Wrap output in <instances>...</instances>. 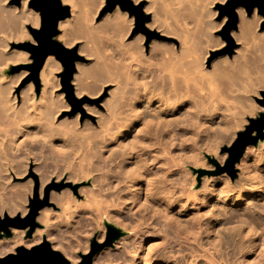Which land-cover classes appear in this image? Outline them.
Listing matches in <instances>:
<instances>
[{
    "label": "bare ground",
    "instance_id": "obj_1",
    "mask_svg": "<svg viewBox=\"0 0 264 264\" xmlns=\"http://www.w3.org/2000/svg\"><path fill=\"white\" fill-rule=\"evenodd\" d=\"M61 1L72 4V7L70 17L59 22L62 29L59 39L72 42L76 37L71 33L72 26L83 18L78 36L84 42L79 52H87L95 59L91 66L76 63L72 78L76 93L97 94L109 81L114 82L115 86L110 99L106 101L108 109L101 114L97 126L87 122L84 127H79L68 119L55 120L54 106L59 96L55 93L58 81L55 80L57 60L54 55L46 58L39 72L42 82L39 99L33 83L23 92L21 106L16 107V102L9 104L15 97L12 99L8 96V99L1 96L0 213L5 209L13 216L18 211L22 216L28 213L26 202L32 194L35 179L30 177L26 182L15 183L13 180L31 173V156L37 160L38 155L42 154L40 160L45 163L46 159H51L54 166L62 160L60 163H66L70 170L68 179L73 182L88 181L90 187L84 186L86 190L80 187L82 191L79 193L84 195L83 199L70 189L51 191L50 201L60 212L50 207L43 208L37 217L43 228L35 230L31 236L27 235L26 230L12 229L11 236L4 235L0 240V257L15 252L17 247L30 248L48 240L53 241L54 249L59 248L64 252L71 264H79L81 253H89L90 237L95 231L101 230L97 239L103 241L107 227L114 226L120 234L114 244L116 248L107 247L96 253L93 264H264L263 139L260 141L263 143L262 150L258 146L261 151L253 146L245 149L237 164L240 169L237 180L233 181L227 172H223L219 179L210 180L202 194L187 190L194 183L184 176L179 177L184 173L182 167L171 172L172 165L178 166L185 157L179 153V148L187 141L191 142L187 147L190 148V158L198 166L201 161L199 150L216 155L219 147L231 140L230 131L239 122L234 120L236 112L231 106L218 108L211 103L204 106L202 100L205 98L202 97L199 105L196 104L198 107L201 105L199 111L203 115L198 110L191 118L184 114L187 106L185 96L195 91L189 81L200 78L198 73L204 77L211 69L194 68L198 75L192 70L193 74L189 73L190 77L194 75L192 78L185 70H171L168 62L176 61L182 55L175 48H168L165 42L154 41L150 56H147L141 44L143 36L128 40L133 17L120 6L107 13L99 23L94 21L96 9L90 18H85L83 10L87 5L83 0ZM138 1L135 0L136 3ZM151 1L145 10L153 9L154 18L157 8ZM29 2L22 0L21 6L9 7L0 4V71H6L8 60H28V54L20 50L8 52L7 47L11 41L30 38L27 26H39V14L28 7ZM237 12L239 31L235 35L241 40H251L260 50L264 46V32L257 37L253 22L245 17L243 8H238ZM158 23L161 21L153 19L148 26L153 27ZM100 33H104L107 39ZM107 34H110L109 38ZM237 51L231 60L225 59L213 64V67L226 70L231 66L243 72L241 76L229 78L227 88L231 93L233 83L240 81L242 85L239 88L237 85L233 87L245 94L252 84L244 76L247 65L244 54ZM254 59L253 62L256 61ZM157 60L168 61L166 63L170 68L166 66L164 70L162 65L165 66V62H160L161 67L158 65L157 68L159 70L160 67L162 71L153 72L149 66L157 65ZM143 64L145 66H141ZM260 78L259 86L261 79H264ZM97 82H102L101 86ZM196 84L199 85L198 82ZM239 97L244 111L251 112V107H246L244 103L245 97L241 94ZM89 108L94 110L91 106ZM217 119H220L218 123ZM44 149L48 154L44 153ZM72 158L77 162L73 163ZM44 163L37 168L41 173L40 195L54 173L57 178L64 174L56 170L60 167L52 171V164ZM61 217L62 220H59ZM61 226L66 227V234L70 236L67 238L65 234L63 241L57 235V229Z\"/></svg>",
    "mask_w": 264,
    "mask_h": 264
},
{
    "label": "rangeland",
    "instance_id": "obj_2",
    "mask_svg": "<svg viewBox=\"0 0 264 264\" xmlns=\"http://www.w3.org/2000/svg\"><path fill=\"white\" fill-rule=\"evenodd\" d=\"M150 1L151 0H139L136 3L135 0H131L135 9H133L131 11L125 10V11H127L128 15L130 17H133L131 30L127 36L128 40H134V39L138 38V35H139V37L143 36V42L141 44H142L143 51L147 56H150L149 54H150V51L152 48V44L155 43L154 41L165 42L166 44L165 43L164 44L168 45L167 46L168 48L173 47L178 52H181L182 56L180 57V59L177 58L178 62H176L177 59H176V61L174 60L175 62L174 61L168 62V61H163V60L162 61L157 60L156 63L158 61H159V63H157V65H155L156 69H154L155 66H153V67L149 66L150 68H153V70H154L153 72L157 71L158 70L157 66L162 65L164 62H165L164 63L165 66L162 65L165 68L164 70H166V68H167L166 66L169 65L168 63H170L171 70H174V71H175V69H179V70H183V71L185 70L186 74L189 77H190V74H193V72L196 73L195 69H197V67H198V69H204V70H207L208 68H210L211 72L209 74L208 73L205 74L204 77L203 76L201 77V75H202L201 73H198L199 75L196 73L198 76H200L201 80L197 81L198 79H200L199 77L195 80H191L194 82L197 81L199 83V85L196 84L197 82H195V85H194V82L189 81V84L191 83L190 86L192 85L191 86L192 90H195V91L188 92V94L185 96L184 101L187 104V106H185L186 108L184 109V114L190 115L189 117L191 118L193 114L197 113L196 112L197 110H198V112H200L199 110L201 108V105L198 107V105H199L198 102H200L201 99L205 98L206 100L205 99L202 100L204 102V106H206V104L209 105L210 103L215 104V106L218 108H220V107L225 108L226 106H231L234 109V112H236L235 113L236 116H234V120H236V122L239 121L238 123L241 126V127H239V125H237L238 123H236L234 121L238 127H235L236 125L233 126L234 129L232 128L230 131L231 135H232L231 140L227 144L223 143L219 147L220 149H218L216 155L208 154L202 150H199L200 151L199 157L201 156L200 157L201 161H200L198 166H195L194 164L196 162L193 163L192 159L190 158V156H191L190 148L187 149L188 145L191 144L190 141H187L185 143V145H183L179 148V153L182 154L183 157L184 156L185 157L182 158L183 159L181 161L182 164L180 162L178 165V166H180V165H182V166H180V167L176 166L175 167L172 165L173 169L171 167V172L175 171L176 169L181 170L183 168L182 172H184V173L179 177L184 176V178L187 179V181L194 183L193 186H191V187L188 186L187 190L189 189L190 191H194V192L196 191L198 194H202V193H204L203 191L206 190L207 186H209V184L211 182L210 180H213V179L217 180L220 178V176L222 175L223 172H226V171H222V170L227 165V162L229 160V153L224 151V147H229L232 145V143L237 138V133L240 131H243L245 129L246 125L249 124V122H248L249 118H257V117H259L260 113L264 112L263 107H261L255 100V97H260L259 93L261 90L264 89V79H261V78H264V65H263L264 64V46H262L260 48V50H257V48L251 43L252 42L251 40H246V41L244 39L241 40L239 36H236L235 34H238V31H239V24H238V28L231 32V37H232L233 42H234V46L232 48V55H229L227 53V49L229 48V43L221 36V31H222L224 25L226 24L228 18L226 16L221 18L220 13H219V9H218V4L224 3L222 1L213 2L212 0H152L151 2L155 3V5H154L155 9L157 8V14L154 16V18H153V15L155 14V12L153 11V9L145 10L146 6H148ZM0 2H2L0 4H2V5L4 4L3 6H6V7L18 6V5L13 3V0H8V1L7 0L6 1L0 0ZM4 2H7V3H4ZM88 2H90V3L88 4ZM83 3H85V5L88 6V7L85 6L86 9L83 10L84 14H86V16L83 14L85 16V18L86 17L90 18V15H93L94 14L93 12L97 11V15H95V18H94L95 22L101 23L104 20L107 13H110V12H104L105 7L107 6V0H92V1L91 0H88V1L83 0ZM96 3L98 4V6ZM63 4L68 5L70 8L72 7V4H70V3H63ZM19 6H21V4ZM117 7H119V5H117ZM138 7H141L143 16L149 17V19L144 21L143 27L140 26V24H139V22L141 20H144V18H141L140 16H138V10H137ZM32 10H34V9H32ZM77 10H78V8H77ZM243 10H244L245 17L250 18L249 20H251L253 22L252 25H253V28L255 30L256 36L258 37V36H260V34H263L264 30L261 28V25L264 21V18L262 17V15H260L258 13V11L256 10L255 15L253 13L251 16H248L245 9H243ZM81 11L82 10L80 8V12ZM85 11H87V12L85 13ZM260 17L262 18V20L260 19ZM81 19H83V18H81ZM81 19H79L78 22H74V24H73L74 27L72 26L73 29L71 30V33L76 36L72 42H67V40L63 41V40L59 39L58 36L62 33V29H60L59 27H58L59 34L55 37V39L59 43H61L65 48H67L68 50H76V54L80 57V59L75 61V71H76V63L77 62H80L84 66L85 65L91 66L95 61L94 57L90 56L87 52H84V51L82 53L79 52L80 47H81L82 43L84 42V39L81 38L80 36H78L79 35V28H80L79 24H80ZM153 19H156L159 22L161 21V23H158V25H155L153 27L148 26V24L151 23L153 21ZM251 21H250V23H252ZM159 25H160V27H159ZM29 26H31V25H29ZM29 26H27L29 37H30L29 39L20 40V41H11L7 47L8 52H11L13 50H20L21 52L28 54V58H27L28 60H25V61L8 60L7 61L8 67H7L6 71H4V72L0 71V93H1L0 98H1V96H2V98L3 97L8 98V96H9L12 99H14V97H15L16 101L12 100V102H9V104L12 105L14 102H16L15 103L16 107L21 106V104H22L21 101L23 99L22 97L24 96L23 92L27 90L28 86L31 83H33V85H34V90H35V93L38 95L37 96L38 99L40 98L39 96L41 94V88H42V82H41L40 76L38 78V83H36V81L31 77L30 66L33 65V63H34L32 54L30 52L23 50V49L18 47L19 44H23L26 42L36 44L35 40L33 39L32 34L29 31V28H28ZM39 26H40V15H39ZM31 27H33V26H31ZM38 27H34V28H38ZM174 28H175V30H174ZM104 33H100L99 35L102 36V34H103V37H104L105 34L108 32H106L105 34ZM109 37H110V34L108 35V38ZM106 39H107V36H105V40ZM90 44H92V43H90ZM180 50H182V51H180ZM237 50H239L240 53L244 54V59L246 60V64H247L245 72H244V76H247L248 80L246 79V81L247 82L250 81L251 82L250 84L253 85V86L250 85L251 88H249V90H248L249 92H247L245 94L242 92L240 93V91H237L238 89L236 87L239 88V86L242 85V84H240V81H236L239 83H236V82L233 83L232 82L234 85H232V87H231V91H230L231 93H229L228 88H227L228 87L227 85L230 82L231 77H235V76L238 77L239 75L241 76L243 74V72H239V70L237 71L233 68H230L231 66L226 70H222V68L219 70L216 67H213V64H215V63L218 64L219 62L225 61V59L227 61L231 60L234 57V55L237 54V52H238ZM191 54L193 57L191 56ZM189 56H190V58H189ZM168 57L169 56L167 55V57L165 59L167 60ZM253 59H254V61L255 60L256 61L253 62ZM56 60H57V65L55 66L54 70H55V78H56L55 80L58 81V87L55 88V93H56V96H59V98L57 97L58 102L56 101L55 102L56 106H54V108L56 109V110L54 109V111L57 113V114L55 113L56 116L54 115L55 120L68 119L72 122L77 123V125L79 127L80 126L84 127L87 122H90V124H92V126H97L98 120H99V118H101V114H104L106 112V109H108V106H106L107 105L106 101L108 99H110L112 92L114 90L113 87L115 86V83L112 81H109L108 83L105 82V84L102 88V91L97 93V94H94V95L91 94L90 92H85L82 95H78L76 93V90H75V83H73L72 79H71L70 84L72 86V94H70L69 89L66 88V86L64 85V76L63 75L65 73V67L59 59L56 58ZM179 60H181V61H179ZM245 60H243V61H245ZM160 62L162 64H160ZM166 62H168V63H166ZM257 62H259V63L257 64ZM181 64H182V67H181ZM194 64H196V65H194ZM146 65H148V63ZM254 65H256L257 70H255ZM141 66H145V65L143 64ZM160 67H159V70L161 69ZM259 67H260V69H259ZM0 68H2V67L0 66ZM145 68H147V67H144V69ZM159 70H158V72H160ZM192 70H193V72H192ZM161 71H162V69H161ZM226 71L230 75L227 74ZM231 72H232V74H231ZM257 73H258V75H257ZM146 74L148 75V72ZM192 77H194V75H192L190 78H192ZM72 78H73V76H72ZM258 78L261 79L260 86L258 85V83H259ZM255 79H256V81H255ZM101 84H102V82H97L98 86H101ZM197 85L199 86L200 89L198 88ZM194 86H196V87H194ZM233 86H236V87H233ZM255 86H257V88ZM193 87L195 89H193ZM240 94H241V96L245 97L244 103H245L246 107H248V106H249V108L251 107L250 108V109H252L251 112L246 113L244 111L243 105L241 103L242 100H240V97H239ZM60 95H61V97H60ZM200 97H202V98L200 99ZM10 98H8V99H10ZM236 98H238V99H236ZM194 103L195 104L197 103L198 105L197 104L195 105ZM90 106L95 111L97 110L96 113L94 110H90V108H89ZM259 107H261V109H258ZM98 112L100 113V115ZM203 114L204 113L200 112V115H203ZM76 117H77V119H76ZM214 118H216V117H214ZM219 121H220V119H217V123ZM217 123L215 122V124H217ZM234 133H235V135H233ZM254 135H257V134L255 133ZM233 136H234V138H233ZM261 139H263V143H264V134H263L262 138H259L258 143L256 145H251V146H253L256 149H259L263 144V143H260ZM258 146H260V147H258ZM45 149L47 151V147ZM45 149H44V153H47L45 151ZM260 149L262 150V147ZM260 149H259V151H261ZM44 153H43V155H44ZM38 156L39 157H37V160H34V156H31L30 164H29V168L31 169V173L29 172L24 177H21V178L17 177L18 179L15 178L13 180L15 183L18 181L19 182H26L28 180V178H30V177H33V179H35V184H34V187L32 190V194L30 195V197L27 199V202H26V207L28 208V210H29V199L33 198V195L35 192H37V194L41 200H44V198L46 197V192H48V194H47L48 204L45 207L53 208L54 211L58 212V213L60 212V209L55 205V203H52L50 201L51 191L54 190L56 192H61L64 189H70L73 191V193L78 198L83 199L84 195L82 193H79V192H81L82 189L83 190L87 189L84 186L88 185L87 187H90V183L88 181L73 182L72 180L68 179L67 177L70 174V170L67 168V165L64 161L63 162L65 163V165L61 164L62 162L60 163V161H62V160L57 161V164L58 163H60V164H58V165L56 164V166H54L51 159H50L51 163L49 162L50 160L46 159L45 163L46 162L48 164L50 163L49 166L52 164L51 165V167H52L51 169H53L52 171L59 170L58 171L59 173H62V174L64 173V174L61 178H57L56 177L57 175H55L56 173H54V176L52 175L50 182H48L46 184V186L44 187L42 195H40L41 173H39L37 171V168H39L41 163H44V162H43V160H40L42 154H39ZM32 160H34V161H32ZM72 160H73V158L71 159V161ZM35 161H37V162H35ZM74 161L77 162L76 160H73V163H75ZM184 161H186V162H184ZM188 162H190V163H188ZM201 162H203L202 165H201ZM183 164L185 166H183ZM237 164L238 163H236L234 166V168L236 169V174H235V177L232 178L233 181H235L239 178L240 169L237 167ZM203 165H205V166H203ZM57 166L60 168L59 169L57 168L55 170V168ZM64 168H67V169H64ZM60 170H61V172H60ZM80 187H83V188L81 189ZM5 213L8 214L9 216H13V215H10L9 211L5 209L0 213L1 217ZM16 214H21V212L18 211ZM62 217L59 218V220L60 219L62 220ZM37 222L39 223V226L35 230H37L39 228H43L42 223L38 220H37ZM112 227H114V226H112ZM65 228H66L65 226H61L60 229H57L58 230L57 235L59 236V237L58 236L57 237L60 238V241H63V239L65 240L66 235H67V238L69 236V234H66L67 231L65 230ZM26 232H27V230H26ZM100 232H101V230L98 229L97 231H95L93 237L92 236L90 237L91 242H90L89 251L91 250V247L94 243L104 244L106 242L107 235H108V227H107V233H106L103 241H98V239H97L99 236L98 234H100ZM11 235H12V230H11ZM119 238H120V234H118V236L116 238H114V240L112 241L111 244L105 245L100 251H103L107 247L116 248V246L114 244ZM49 243L51 245L54 244L53 241L49 242ZM56 250H58L59 252H61L65 256L64 252L61 249L56 248ZM81 256H83L82 253H81ZM68 260H69V264H71L70 259H68ZM81 261H80V263H81Z\"/></svg>",
    "mask_w": 264,
    "mask_h": 264
},
{
    "label": "water",
    "instance_id": "obj_3",
    "mask_svg": "<svg viewBox=\"0 0 264 264\" xmlns=\"http://www.w3.org/2000/svg\"><path fill=\"white\" fill-rule=\"evenodd\" d=\"M21 1L13 0V3L19 6ZM117 5L122 10L131 11L135 9L131 0H107L104 12H112ZM29 7L40 15V26L38 28L28 27L36 44L26 42L19 44L18 47L32 54L34 63L30 66L31 77L38 83L39 72L46 58L49 55H54L65 67L64 85L72 94L70 80L75 72V61L79 60L80 57L76 54V50H68L55 39L59 34V22L70 17L71 8L64 5L61 0H30ZM238 8L245 9L248 16H251L257 10L264 18V0H227L223 4H218L220 17L226 16L228 18L221 31V36L229 43L227 49L229 55H232L234 46L231 32L238 28L239 23ZM137 10L138 16L144 18L139 22L140 26L143 27L144 21L149 17L143 16L141 7H138ZM261 28L264 30V21ZM259 95L260 97H255V100L264 109V89L260 91ZM248 122L249 124L246 125L245 129L237 133V138L232 145L224 147V151L229 153V160L222 171L228 172L232 178L236 174L234 166L241 160L245 149L248 146L256 145L259 138L263 137L264 112L260 113L257 118H249ZM255 133L257 135H254ZM47 194L48 192H46L44 200H41L35 192L33 198L29 199V211L25 216L21 214L9 216L6 213L2 217L0 215V240L3 235L11 236L12 229L27 230V235L31 236L39 226L37 222L39 211L48 204ZM118 234L117 230L109 226L106 242L104 244L94 243L89 253L82 256L80 264H93L94 255L105 245L111 244ZM0 264H69V260L61 252L54 249L47 240H43L30 248L17 247L15 252L0 257Z\"/></svg>",
    "mask_w": 264,
    "mask_h": 264
}]
</instances>
